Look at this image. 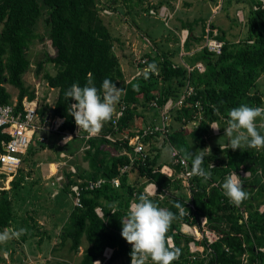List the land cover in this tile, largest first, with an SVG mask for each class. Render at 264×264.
I'll return each mask as SVG.
<instances>
[{
	"label": "trees",
	"instance_id": "trees-1",
	"mask_svg": "<svg viewBox=\"0 0 264 264\" xmlns=\"http://www.w3.org/2000/svg\"><path fill=\"white\" fill-rule=\"evenodd\" d=\"M237 1L249 8L244 23V38L223 41L220 54L209 52L206 48L195 51L184 60L185 64L175 61L170 52L148 53L146 65L149 70L126 82L115 53L117 44L114 43L118 39L104 24L96 0H0V103L7 104L12 100L5 84L18 89L17 109L22 108L24 96H34L33 90L25 86L23 74L30 66L27 56L30 44L34 39L42 40V36L35 33V26L44 8L47 10L44 19L48 28L47 37L54 53H46L36 67L39 71L43 64L51 63L55 68L54 74L45 72L43 78L48 87L58 90L53 108L48 107L52 117L64 119L58 132L72 133L75 127L74 118L69 114L70 104L75 101L65 97V92L73 83L84 86L91 79L100 89L107 78L123 90L119 103L126 104L116 127L106 123L97 136L90 137L82 130L78 137L76 149L83 147L80 158L86 162V167L73 163L75 171L67 170L64 173L62 187L74 199L71 186L78 184L80 206L73 205L66 220L56 224L59 243L52 251L58 252V248L69 242L68 252L72 256L80 251L85 240L87 244L77 264H93L94 260L102 257L107 247L112 249V253L106 264H130L131 245L120 235L121 220L127 217L130 204L143 192L145 183L153 182L159 191L169 188L178 191L168 198L151 196L150 199L175 214L167 237H173L181 255L172 264H187V242L192 237L178 231L180 222L186 220L180 208L187 196L179 180L166 176L158 169L163 164L173 165L172 157L164 154V148L168 149L169 154L170 148H174L186 159L191 170L189 154L203 151L201 149L210 140L211 155H205L202 167L210 171L211 176L207 180L193 176L191 183L196 213L207 216L210 227L219 236L213 244L214 255L211 259L219 264H264V250H259V247H264V211H259L264 204V181L255 184L253 180L258 173L264 178V148L221 150L224 149L221 145L228 144L223 128L229 110L241 104L250 107H261L262 104L259 91L253 89L264 74V4L258 0ZM218 38L222 40L224 37L220 33ZM201 40L202 37L196 38L198 43ZM190 47L189 39H186L183 48L189 50ZM196 62L203 64V71L196 67L188 69ZM186 88H192V92L186 96L183 105L170 110L167 134L156 132L141 139L142 143H149L151 151L155 152L131 163L129 169L120 174V167L130 163L123 151L133 153L128 139L123 135L134 136L148 125L158 123L166 100H177ZM196 102L201 105L199 119L198 109L194 107ZM139 120L142 123L136 127ZM194 120L197 125L193 130L183 128L184 124ZM212 122H217L221 127L218 136L210 129ZM257 129L264 135V128L257 126ZM107 135L114 140L108 139ZM8 138L0 130V150L1 141ZM110 149L117 154L112 155ZM35 152L28 147L26 155L22 156V162H27V169L21 167V163L18 176L11 181L10 188L0 190V231L14 221L12 198L24 187L22 182L26 177L33 174L35 163L32 156ZM212 163L214 167L209 166ZM173 166L179 170V166ZM240 169L251 174L242 181L248 198L235 206L224 195L222 184L230 170ZM131 173L133 176L129 179ZM114 177L120 179L117 187L111 183ZM98 179L104 182L89 187V181ZM215 182L217 185H212ZM176 204L181 207H175ZM96 208L101 209L102 216L98 215ZM54 236L50 234L48 239L53 240ZM243 256L247 262L243 261Z\"/></svg>",
	"mask_w": 264,
	"mask_h": 264
},
{
	"label": "rangeland",
	"instance_id": "rangeland-1",
	"mask_svg": "<svg viewBox=\"0 0 264 264\" xmlns=\"http://www.w3.org/2000/svg\"><path fill=\"white\" fill-rule=\"evenodd\" d=\"M148 1L149 0H96L99 15L101 16L104 24L107 26L112 35L119 39V41L116 40L114 43V45L117 44L115 53L119 58L121 69L123 70L128 82L134 77L149 70L148 69L141 72H139L138 70L140 60L142 58H145V56L147 57L148 53L161 52L163 50L173 51L175 53L180 50L181 52L179 44H181V42L187 37V33L186 31H179L178 33L174 31L173 26L180 29L176 19L181 20L179 19V17H183L184 20H187L185 22V26L187 24L192 25L193 27H196L198 31L201 23L199 21L194 22V20L192 19L199 17L202 19L207 17L205 16L207 13H210L207 5H200L197 11L194 9L186 12L182 11L183 13L179 16L178 14H176L177 12L175 14L169 12L167 6H159L158 9L151 8L150 11H147L148 8L145 3H147ZM154 1L156 2V4H158V2L164 0H153V2ZM226 1L227 0H224V2ZM258 1H260L261 4L264 3L261 0ZM134 2L135 4H133ZM164 2L167 3L168 1ZM132 4L139 9L141 8L140 12H137L140 13L139 16H150L156 22L157 26L150 30L151 35L156 34V30H160L162 31L161 33H163L162 35L166 38L165 41L167 42L156 44L153 39L149 37L145 32H141V30L136 25V20L129 14L130 9L127 8L129 7L134 10V6ZM253 8L255 9V7ZM228 10H232V15L234 16L235 22L237 24V28H235L234 31L237 32V30H241L242 28L246 30L244 23L249 10L248 6L244 5L243 9L240 10H236L235 7H233L232 9L229 8ZM45 17H47V10L43 8L42 16L35 26V33L38 36H42V40L37 38L34 39L33 43L30 44L29 49L27 50V56L30 61V66L27 72L23 74V81L25 83V86L30 91L33 90L34 96H36L39 101V118L40 116L42 117L43 114H46L45 109L48 107V104H53V100L57 95V90H55L54 92L56 93V95L54 93H51L50 98H47L49 88L46 85V80L43 78V74L45 72L54 74L55 68L53 67V64L45 63L43 64L42 68L39 69V71L36 67L37 62L43 60L46 53L51 55L54 53V49L47 37L48 28L44 21ZM208 23H213V19H207L204 22V27ZM218 34H220V32ZM200 36L202 37L203 34L200 33ZM175 38L176 41L174 40ZM233 40L234 38L232 39V41ZM197 47L194 52L200 50V46ZM181 55L185 56V54ZM181 55L179 54V56ZM5 86L11 94V99L17 100L18 89L10 84H5ZM253 90L259 91L262 100L261 107H264V77L258 80L257 86ZM46 99H50V101H47ZM148 116H151V114H148ZM141 123L142 121L139 120L136 124V127H138V125H141ZM256 123L257 126H260L261 124H264V120L258 118ZM196 125L197 121H189L188 123L184 124L183 128L187 129V131H191ZM36 140L37 139L34 138V141L29 146V148L34 149L35 151L38 150L34 157L35 160L33 159L35 165L37 160V153L41 149L40 144L37 143ZM160 143L161 140L160 142H158V145H160ZM210 144L211 142L210 140H208L207 146L205 145L203 149L205 153L208 152L207 148L210 149ZM154 152L155 151H152L151 154H153ZM164 154L171 156V149L169 154L168 149L164 148ZM47 156L48 154L46 155L43 153V156L40 155L38 156V158L40 159V161H43L47 159ZM75 163H77L78 165L81 164L83 167H86V162H83L80 156L76 158ZM21 167H23L24 169L26 167L27 169V162L23 161ZM63 167L64 166H62L61 169L57 171L60 174H56L57 179L59 180H56V185H59L58 183H60L61 186L59 185L60 187H58L54 183L55 190L57 189L56 192H58V194H61L59 195L61 197H58L56 201L53 202V199L51 197H48L47 200L44 195L32 196V191L34 189L37 188L36 190H41L39 185H37L40 179L34 186L36 188L33 187L34 189L31 188L28 190L21 189L20 191H18L17 195L13 196L14 198H12V207L14 211V221L6 229L11 228L19 231V229L23 228L26 231L19 237V239L14 238L9 240L6 244H0V264H60L59 262H64L65 264H77L80 258L81 251L87 244L85 240L82 241L80 251L75 255L70 256V253L68 252L69 242H67L65 246L58 248V252L52 251V248L57 246L59 243V239L57 237V231H59V228L56 226V224L65 221L66 217L69 215L71 207L73 206V196H71V194L65 193L62 186L65 182L64 173L67 172V170L70 172H74L75 168L73 169V166H66L65 170L63 169ZM15 176H18V172ZM15 176L11 180H13ZM6 179L7 176L3 178L2 181H0V187L5 186ZM253 180L255 184H259L260 182L264 181V178L260 173H258L253 178ZM49 189L51 190V193L54 191L50 186ZM68 201L71 202V207L67 206ZM61 207L63 208L62 210L60 209ZM56 210L60 214L53 213ZM61 212H63V216L61 215ZM52 220L53 222H51ZM46 229L49 230V232H55L53 240H49L47 238ZM4 230H1L0 232H3Z\"/></svg>",
	"mask_w": 264,
	"mask_h": 264
},
{
	"label": "clouds",
	"instance_id": "clouds-1",
	"mask_svg": "<svg viewBox=\"0 0 264 264\" xmlns=\"http://www.w3.org/2000/svg\"><path fill=\"white\" fill-rule=\"evenodd\" d=\"M122 94L123 90L107 78L103 80L100 89H97L91 79L84 86L73 83L65 92V97L75 101L70 104L69 114L74 118L77 130H83L90 137L98 135L104 125L112 121ZM227 116V127L223 129L224 136L228 137V144L222 151L229 148H264V135L258 131L256 123L258 118L264 120V107L241 104L230 109ZM209 125L214 131L221 128L219 124ZM260 127L264 128V124ZM207 149V153L200 151L195 155L189 154L192 159L191 175L205 180L211 176V172L202 167L205 155H211L210 149ZM222 189L229 203L235 206L248 198L240 176L234 171L225 178ZM156 192L155 184L145 189L130 204L127 217L121 220L120 235L131 245V264H148L149 261L151 264H172L181 255V250L168 246L166 239L176 218L175 214L167 208L159 207L150 199ZM175 207L179 208L181 205L176 204ZM25 231L23 228L19 231L9 228L0 232V244H6L14 238L19 239Z\"/></svg>",
	"mask_w": 264,
	"mask_h": 264
},
{
	"label": "built area",
	"instance_id": "built-area-1",
	"mask_svg": "<svg viewBox=\"0 0 264 264\" xmlns=\"http://www.w3.org/2000/svg\"><path fill=\"white\" fill-rule=\"evenodd\" d=\"M264 2V0H261ZM264 4V3H263ZM202 42L200 44V49L206 48L207 51L220 54L223 46V41L218 38V29L212 24L208 23L204 27V33L202 36ZM147 58H142L140 60L139 72L148 70L146 65ZM200 71L204 70L202 63H197L195 65ZM190 69V68H189ZM192 92V88H186L185 93L181 94L177 100L171 98L167 99L163 108L161 110L160 121L155 124L148 125L141 133H138L134 136H128L124 134L123 137L128 139L129 145L132 147L133 153H126L129 157L130 163L125 164L120 167V174L126 172L130 164L135 161H140L145 159L149 152L145 147V143H142L141 139L145 136L152 135L156 132H161L162 134H167L169 131V123L171 121L170 110L174 107H180L183 105L185 98ZM74 103V102H73ZM154 106H157L156 102L152 103ZM17 100H12L10 103L2 104L0 103V130L2 133L9 136L8 140L1 141V150H0V181L7 176L5 186L0 187V190L10 187L11 179L17 174L18 169L22 163V155L26 152L29 147L31 140L35 131V119L38 116V104L36 98L29 99L28 97H23L22 99V108L17 109ZM195 108L198 109V119L201 117V105L199 102L195 103ZM126 108L124 102L117 104L116 114L113 116L110 124L116 127L117 120L123 115V111ZM64 119L61 118H51L48 128L51 130H57L62 124ZM196 121V120H194ZM75 122V121H74ZM211 124H217L212 122ZM213 134H219L218 131H214L210 127ZM82 130H77L75 124L74 130L71 133L75 137L81 135ZM108 139H112L108 137ZM83 147L81 148V150ZM172 163L173 165L179 166L177 171L174 167L168 165H162L158 171L165 174L172 179H177L180 181L181 186L184 188L185 193H187V198L184 201V205L180 208L186 216V220L181 221L178 231L191 236L192 238L187 242V264H219L217 261L212 260L211 257L214 255L213 244L218 241V233L210 227L207 216L198 214L195 211V206L193 203V193H192V183L191 179V170L188 168V162L183 158L179 152L172 148L171 151ZM214 166V164L212 163ZM210 167L211 164L209 165ZM236 172L241 181L250 177V172L246 170H230L225 177L230 175L232 172ZM245 173L247 175L245 176ZM103 179H98L97 181H89V187L93 188L99 186L103 183ZM111 183L117 187L120 184L119 177H114ZM153 182H149V185L145 189L151 188ZM212 185H217V183H212ZM156 186V184H155ZM71 190L74 193V205L80 206V187L78 184L71 186ZM156 193L153 196H158L160 199L168 198L177 194L176 190L169 191V189H163L159 191L156 186ZM264 204L259 207V211H264ZM96 211L99 216H102V211L100 208H96ZM246 217V216H244ZM176 231V230H175ZM167 245L176 248L174 239L171 236L167 238ZM259 250H264V247H259ZM112 253L111 248H105L102 257L94 260L93 264H106ZM244 258V256H243ZM244 262L247 260L244 258ZM131 264V263H130Z\"/></svg>",
	"mask_w": 264,
	"mask_h": 264
},
{
	"label": "crops",
	"instance_id": "crops-1",
	"mask_svg": "<svg viewBox=\"0 0 264 264\" xmlns=\"http://www.w3.org/2000/svg\"><path fill=\"white\" fill-rule=\"evenodd\" d=\"M164 1H168V2L166 3ZM164 1H160L163 3H161V5H159L160 2H158V4H156L155 1L153 2V0H149L147 3H145V5L148 8L147 11H150L151 8L158 9L159 6H167V9H169V12H171L173 14H175L177 12L176 14H178V16H179L183 12L190 11L192 9L197 11L200 5H207L208 10L210 11L209 14L207 13L205 15V16H207L205 18L201 19L199 17V18L192 19V20H194V22L199 21L201 23L198 31H197V28L193 27L192 25L187 24L185 26V22L187 20H184L183 17H181V18L179 17V19H181V20L176 19V21L179 24L180 29L173 26L174 31L176 33H178L179 31L180 32L186 31L188 38L186 37V34H185L186 38L181 42V44H179L180 48H181V52H180V50L177 53H175L173 51L163 50L166 52L173 53V55H174L173 59L175 61H182V63H184L185 62L184 60H186L188 58V56H190L194 53V50L196 49L197 46L200 45V42H201V41L199 43L196 42V38L201 37L200 33L203 34L204 22L207 19H213V25L218 29V31L224 37L222 39V41H225V40L232 41L233 38H234L233 41H239L240 39L245 37V30L243 28L241 30H237V32L234 31L235 28H237L236 27L237 24L235 22L234 16L232 15V10H228L229 8L232 9L233 7H235L236 10L243 9L244 3H242V2H239L237 0H227L226 2H224V0H164ZM133 4H135V3H133ZM133 6H134V10L132 8H129V7H127V8L130 9L129 14L131 17H134V19L136 20V25L141 30V32H145L149 37H151L153 39V41L156 44L157 43L162 44V43L167 42V41H165L166 38L162 35L163 33H161L162 31H160V30L159 31L156 30V34L151 35L150 30L157 26L156 22L150 16H144V17L139 16L140 13H137V12H140L141 8L139 9L135 5H133ZM176 26H178V25H176ZM185 28H187V29H185ZM178 37H179V35H178ZM116 39H118V38H116ZM186 39L187 40L189 39V43L191 45L189 50H186L183 48V44H184ZM174 40L176 41V38ZM118 41H119V39H118ZM157 53H160V52H157ZM179 54L180 55L185 54V56H183V55L179 56ZM197 63H201V62H196V64ZM195 65L188 67V69L195 67ZM123 74H124V72H123ZM263 77H264V74H262L258 80L262 79ZM124 79L126 80V82H128L125 74H124ZM48 88H49V92H48L47 98H50L51 93H54L56 95V93L54 91L57 89L50 88V87H48ZM57 94H58V90H57ZM34 98H36V101L38 104V110H39L40 106H39V101H38L37 97L33 96V98H29V99H34ZM56 98H57V95L55 96V98L53 100V104H51V105L48 104L49 108H53L54 103L56 101ZM46 100L50 101V99H46ZM48 107L45 109L46 114H43L42 117L40 116V118H39V114H38V116L35 119V125H34L35 131H34V135H33V138L31 140V143L34 141V138H36L37 139L36 142L40 144V148H41V146H43V148H41L40 151L37 153L36 159L38 160V162L36 160V165L34 164L35 167H32L33 174H31L30 176H27L25 181L22 182V185L24 186L22 188V190H25V189L28 190V189L33 188L35 186V184H37L38 180L40 179V181L37 185H39L41 190L38 191V190H36L37 188L34 187L36 189L33 188L34 190L32 191L33 192L32 196L44 195V197H46L47 200H48V197H51L53 199V202H54V201H56V199L58 197H61V196H59L61 194H58V192H56L57 189L55 190V185L57 183L56 180H58L56 174L57 173H58V175L60 174L57 171H59L62 166H64L63 169H65V170H66V168H65L66 166L67 167L68 166L72 167V165L74 166L73 163H75L76 158H78V156L81 155V147L76 149L78 137L73 136L69 132L60 133V132H58V129L54 131V130H51L47 127L48 124L50 123L51 118H53V119L54 118H61L58 116L52 117L50 115L51 110H49ZM116 108H117V105H116ZM61 119H63V118H61ZM222 122H224V121L222 120ZM224 126L227 127V123L224 124ZM219 130H221V129H219ZM107 136L111 137L112 141L114 140V138L112 136H110V135H107ZM226 139L228 140V137ZM31 143H30V145H31ZM225 145L226 144L221 145V148H224ZM145 147L148 150V152L151 154L152 147L149 145V143H146ZM170 149L172 151V148H170ZM36 152L32 156V160L33 159L35 160L34 157H35ZM110 152L112 155L117 154L116 151H113L111 149H110ZM25 153L22 156H24ZM43 153L46 155L48 154L47 159L40 161L38 156H40V155L43 156ZM34 160H33V162H34ZM163 165H168V166L175 168V166L170 165V164H163ZM72 168L74 169V167H72ZM25 169H26V167H25ZM74 171H75V169H74ZM132 176H133L132 173L129 174V179H131ZM54 183H55V185H54ZM58 184L60 185V183H58ZM59 185H56V186L60 187L61 185L60 186ZM148 185H149V182H146L144 185L143 192L145 191V188ZM49 186L52 187V189L54 190L52 193H51V190L49 189ZM182 189L184 190L183 187H182ZM169 191H173V189L169 188ZM177 193H178V191H177ZM185 194L187 196V193H185ZM49 200H50V198H49ZM73 205H74V201H73ZM67 206L71 207L70 201H68ZM60 209L62 210L63 208L61 207ZM53 213L58 214L59 212H57V210H56ZM61 215L63 216V212H61ZM51 222H53V220ZM54 233L55 232H52V231L49 232V230L46 229L47 238H48V235H50V234L53 235ZM107 248H109V247H107Z\"/></svg>",
	"mask_w": 264,
	"mask_h": 264
},
{
	"label": "water",
	"instance_id": "water-1",
	"mask_svg": "<svg viewBox=\"0 0 264 264\" xmlns=\"http://www.w3.org/2000/svg\"><path fill=\"white\" fill-rule=\"evenodd\" d=\"M109 124V123H108Z\"/></svg>",
	"mask_w": 264,
	"mask_h": 264
}]
</instances>
